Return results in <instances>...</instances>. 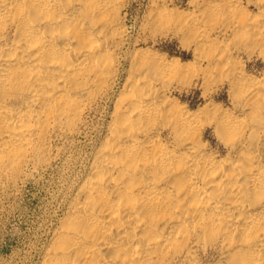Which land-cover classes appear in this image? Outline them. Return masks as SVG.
Listing matches in <instances>:
<instances>
[{
  "label": "bare ground",
  "instance_id": "1",
  "mask_svg": "<svg viewBox=\"0 0 264 264\" xmlns=\"http://www.w3.org/2000/svg\"><path fill=\"white\" fill-rule=\"evenodd\" d=\"M127 4L0 0V186L114 97L35 264H264V4L152 0L146 22L181 33L189 61L131 37ZM192 79L226 82L233 109L169 94Z\"/></svg>",
  "mask_w": 264,
  "mask_h": 264
},
{
  "label": "rangeland",
  "instance_id": "2",
  "mask_svg": "<svg viewBox=\"0 0 264 264\" xmlns=\"http://www.w3.org/2000/svg\"><path fill=\"white\" fill-rule=\"evenodd\" d=\"M181 8L189 7V0H166ZM152 6V0H128L125 24L131 37L146 41L147 44L164 56L178 57L181 60L192 59V46L185 37L174 30H161L146 22V14ZM246 69L253 75H259L263 61L256 53L250 58L243 55ZM195 67H192V69ZM191 69V70H192ZM124 73L118 79L112 94H116ZM228 85L218 82L202 86L200 80H189L169 89L189 108H196L206 100L216 102L232 110L228 98ZM113 95L90 111L80 134L73 140H56L62 146L47 168H38L15 183L0 186V264H35L55 226L56 219L72 193L73 183L85 169L97 138L103 133L104 125L112 106ZM210 130V128H208ZM213 144L216 138L209 134Z\"/></svg>",
  "mask_w": 264,
  "mask_h": 264
},
{
  "label": "clouds",
  "instance_id": "3",
  "mask_svg": "<svg viewBox=\"0 0 264 264\" xmlns=\"http://www.w3.org/2000/svg\"><path fill=\"white\" fill-rule=\"evenodd\" d=\"M258 3L264 4V0H258ZM255 19H264V11H262L261 16Z\"/></svg>",
  "mask_w": 264,
  "mask_h": 264
}]
</instances>
